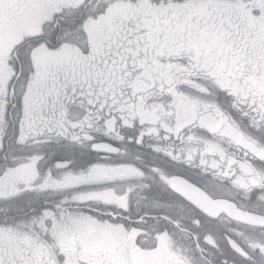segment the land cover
<instances>
[{
  "label": "snow or ice",
  "instance_id": "snow-or-ice-1",
  "mask_svg": "<svg viewBox=\"0 0 264 264\" xmlns=\"http://www.w3.org/2000/svg\"><path fill=\"white\" fill-rule=\"evenodd\" d=\"M0 264H264V0H0Z\"/></svg>",
  "mask_w": 264,
  "mask_h": 264
}]
</instances>
